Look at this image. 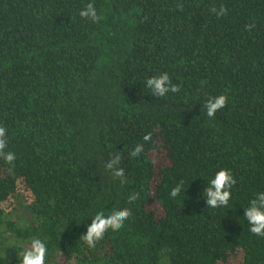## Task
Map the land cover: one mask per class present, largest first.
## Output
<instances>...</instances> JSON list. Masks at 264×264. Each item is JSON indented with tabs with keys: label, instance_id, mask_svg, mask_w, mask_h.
I'll return each instance as SVG.
<instances>
[{
	"label": "trees",
	"instance_id": "16d2710c",
	"mask_svg": "<svg viewBox=\"0 0 264 264\" xmlns=\"http://www.w3.org/2000/svg\"><path fill=\"white\" fill-rule=\"evenodd\" d=\"M0 127V264L37 238L45 264H264L243 216L264 192V0H0Z\"/></svg>",
	"mask_w": 264,
	"mask_h": 264
},
{
	"label": "clouds",
	"instance_id": "9594fccd",
	"mask_svg": "<svg viewBox=\"0 0 264 264\" xmlns=\"http://www.w3.org/2000/svg\"><path fill=\"white\" fill-rule=\"evenodd\" d=\"M81 17H90L96 19L97 14L95 8L89 4L86 9L80 11ZM151 89L158 92L161 96H165L168 91L175 92L177 86L171 83L170 76L167 73H161L149 79ZM227 103V97L224 95L213 96L207 100V115L212 117L215 113L222 109ZM6 129L0 127V154L6 163L12 164L16 159V154L12 151L5 152L6 147ZM139 151V149H137ZM212 188L209 189L207 201L210 207L226 206L231 199V186L235 184V179L228 169H221L215 173L210 179ZM180 189H173L171 195L177 196ZM129 216L127 209H117L108 216L98 213L88 227L86 240L91 245L95 240L103 237L108 228L119 229ZM249 227V231L258 237H264V192H259L250 205L244 209L243 215ZM46 247L39 238L32 241L31 250L25 251L23 257L19 259V264H45Z\"/></svg>",
	"mask_w": 264,
	"mask_h": 264
},
{
	"label": "rangeland",
	"instance_id": "374dc122",
	"mask_svg": "<svg viewBox=\"0 0 264 264\" xmlns=\"http://www.w3.org/2000/svg\"><path fill=\"white\" fill-rule=\"evenodd\" d=\"M22 251H23L22 254H20V255L17 256V257L12 258L9 262H15V261L19 260L20 257L22 258V257H23V254H24V252H25V250H22ZM9 262H6L5 264H9Z\"/></svg>",
	"mask_w": 264,
	"mask_h": 264
}]
</instances>
